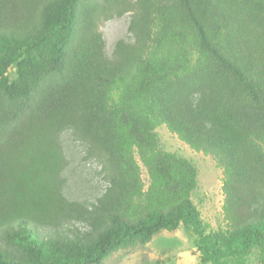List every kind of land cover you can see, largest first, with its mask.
Returning a JSON list of instances; mask_svg holds the SVG:
<instances>
[{
    "label": "trees",
    "instance_id": "16d2710c",
    "mask_svg": "<svg viewBox=\"0 0 264 264\" xmlns=\"http://www.w3.org/2000/svg\"><path fill=\"white\" fill-rule=\"evenodd\" d=\"M126 14L108 55L98 24ZM158 126L221 170L222 228ZM66 134L91 202L64 193ZM179 226L202 264H264V0H0V264H104Z\"/></svg>",
    "mask_w": 264,
    "mask_h": 264
},
{
    "label": "rangeland",
    "instance_id": "374dc122",
    "mask_svg": "<svg viewBox=\"0 0 264 264\" xmlns=\"http://www.w3.org/2000/svg\"><path fill=\"white\" fill-rule=\"evenodd\" d=\"M128 15L101 21L98 30L109 55L117 39L127 35ZM13 70L8 73L12 77ZM159 146L162 150L175 153L189 160L197 172V185L191 193V200L198 209L201 218L209 228L215 230L224 226L222 215L223 196L221 192V170L214 161L201 153L191 150L164 126L155 129ZM63 147L68 160L64 175L67 184L65 195L71 200L93 201L105 187L102 176L98 174L100 166L95 161L82 160V147L71 140L70 135L63 136ZM136 160L137 157H136ZM140 176L144 190L148 185V176L140 162ZM196 236L190 229L179 226L174 231H161L143 247L121 249L112 253L104 264H202L195 249ZM259 254L254 251L247 257V264H256Z\"/></svg>",
    "mask_w": 264,
    "mask_h": 264
}]
</instances>
